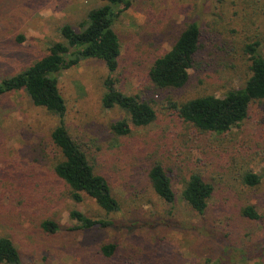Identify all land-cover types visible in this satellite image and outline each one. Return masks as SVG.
<instances>
[{
    "label": "rangeland",
    "instance_id": "374dc122",
    "mask_svg": "<svg viewBox=\"0 0 264 264\" xmlns=\"http://www.w3.org/2000/svg\"><path fill=\"white\" fill-rule=\"evenodd\" d=\"M102 4L0 0V79L45 55L61 39V25L80 29L88 11ZM191 21L201 35L187 84L155 88L149 67ZM113 28L121 49L115 84L150 100L156 112L152 123H130L126 135L113 132L111 125L127 115L117 106H102L107 69L100 59H83L57 78L66 103L61 119L108 180L119 209L106 213L85 193L79 202L71 198L53 172L58 155L50 133L60 117L35 106L23 91H12L0 99V235L12 239L25 264H264V99L252 102L247 117L223 134L197 131L169 104L222 96L245 82L251 73L245 44L258 40L264 55V0H131ZM155 160L170 169L173 203L152 190L147 173ZM248 170L260 175L258 186L241 182ZM191 172L213 185L203 214L181 198L179 179ZM246 205L260 221L241 215ZM72 209L132 226L74 229ZM44 220L57 222L59 229L44 230ZM107 243L115 244L108 257L100 251Z\"/></svg>",
    "mask_w": 264,
    "mask_h": 264
},
{
    "label": "trees",
    "instance_id": "16d2710c",
    "mask_svg": "<svg viewBox=\"0 0 264 264\" xmlns=\"http://www.w3.org/2000/svg\"><path fill=\"white\" fill-rule=\"evenodd\" d=\"M102 5L90 9L86 19L80 22V29L63 24L59 29L61 39L52 42L45 55L34 61L22 71L0 79V99L9 92L23 91L35 105L60 117L50 133V144L56 149L57 160L53 166L55 176L69 188L70 196L79 202L82 193L91 197L97 206L106 213L119 209V203L111 192L106 177L95 171L85 151L69 134L62 117L66 110L65 100L58 87L57 74L87 58H96L104 62L107 75L103 80L104 93L101 103L105 108L117 106L125 111L127 118L111 125L117 135L130 132V123L134 126H146L156 119V112L150 100L138 95L120 91L113 77L119 66L121 55L120 42L113 24L119 13L131 5V0H100ZM118 6L120 7L118 9ZM200 28L191 21L183 27L170 48L157 55L147 71V76L157 89H178L184 87L190 77L192 67L200 48ZM22 40V36L17 38ZM258 40L246 43L242 52L248 56L250 76L237 87L227 90L222 96L203 94L184 101H170L177 115L191 123L197 131L203 133H226L247 117L250 105L264 99V55L259 51ZM170 169L155 160L147 173L155 194L167 203H173L175 192L169 176ZM243 184L256 187L260 175L244 171L240 175ZM182 184L181 198L198 214H203L208 200L213 194V185L204 180L198 172L179 179ZM241 215L252 221H260L261 216L252 205L241 208ZM70 217L78 222L74 229L88 230L93 227L119 230L132 226L125 220L91 218L72 209ZM44 230L55 232L59 224L51 220L42 222ZM115 244L101 246V253L108 257L114 252ZM0 263L25 264L12 239L0 235Z\"/></svg>",
    "mask_w": 264,
    "mask_h": 264
}]
</instances>
